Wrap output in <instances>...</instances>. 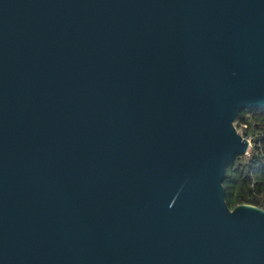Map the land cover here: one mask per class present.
Masks as SVG:
<instances>
[{
    "label": "water",
    "instance_id": "95a60500",
    "mask_svg": "<svg viewBox=\"0 0 264 264\" xmlns=\"http://www.w3.org/2000/svg\"><path fill=\"white\" fill-rule=\"evenodd\" d=\"M261 106L264 0H0V264H264Z\"/></svg>",
    "mask_w": 264,
    "mask_h": 264
},
{
    "label": "trees",
    "instance_id": "16d2710c",
    "mask_svg": "<svg viewBox=\"0 0 264 264\" xmlns=\"http://www.w3.org/2000/svg\"><path fill=\"white\" fill-rule=\"evenodd\" d=\"M236 126L247 131L251 146L227 166L226 201L231 208L243 203L264 208V106L243 109Z\"/></svg>",
    "mask_w": 264,
    "mask_h": 264
},
{
    "label": "built area",
    "instance_id": "2783aa9c",
    "mask_svg": "<svg viewBox=\"0 0 264 264\" xmlns=\"http://www.w3.org/2000/svg\"><path fill=\"white\" fill-rule=\"evenodd\" d=\"M242 130V129H241ZM243 131V130H242ZM250 141H251V138L249 137Z\"/></svg>",
    "mask_w": 264,
    "mask_h": 264
},
{
    "label": "rangeland",
    "instance_id": "374dc122",
    "mask_svg": "<svg viewBox=\"0 0 264 264\" xmlns=\"http://www.w3.org/2000/svg\"><path fill=\"white\" fill-rule=\"evenodd\" d=\"M240 131H242L241 129H239Z\"/></svg>",
    "mask_w": 264,
    "mask_h": 264
}]
</instances>
